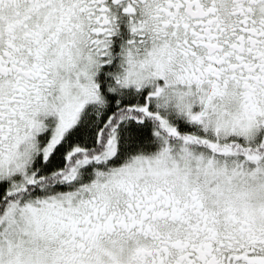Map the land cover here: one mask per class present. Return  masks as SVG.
Segmentation results:
<instances>
[{"label":"snow or ice","instance_id":"snow-or-ice-1","mask_svg":"<svg viewBox=\"0 0 264 264\" xmlns=\"http://www.w3.org/2000/svg\"><path fill=\"white\" fill-rule=\"evenodd\" d=\"M0 264H264V0H0Z\"/></svg>","mask_w":264,"mask_h":264}]
</instances>
